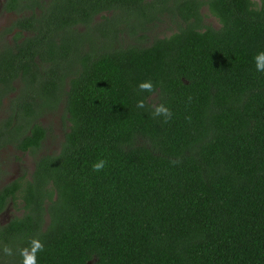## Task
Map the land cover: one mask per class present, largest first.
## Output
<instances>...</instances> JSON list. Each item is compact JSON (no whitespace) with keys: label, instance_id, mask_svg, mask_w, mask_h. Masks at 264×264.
<instances>
[{"label":"trees","instance_id":"16d2710c","mask_svg":"<svg viewBox=\"0 0 264 264\" xmlns=\"http://www.w3.org/2000/svg\"><path fill=\"white\" fill-rule=\"evenodd\" d=\"M203 6L218 28L201 24ZM0 7L17 14L0 33V148L38 150V119L58 105L69 123L56 153L0 189V212L10 200L22 209L0 225V264H22L32 238L44 244L37 264H264V72L253 59L264 0ZM164 14L177 31L118 43ZM158 104L166 123L151 115Z\"/></svg>","mask_w":264,"mask_h":264},{"label":"rangeland","instance_id":"374dc122","mask_svg":"<svg viewBox=\"0 0 264 264\" xmlns=\"http://www.w3.org/2000/svg\"><path fill=\"white\" fill-rule=\"evenodd\" d=\"M2 1L3 0H0V2ZM253 1L255 3L259 2V0ZM103 14L109 16L110 12H105ZM200 14L202 17V25L214 28L220 26L218 19L208 11L206 6L200 9ZM16 17V13L3 11L0 7V33L5 27L9 26ZM101 20L102 17L99 15L94 18L95 23ZM178 22H180V20ZM176 23L177 21L172 19L171 14H164L160 19L149 22L144 31L136 29L135 33H124L123 37L118 40V43L123 45L142 41L141 44H149L156 37L168 36L177 31L178 24ZM122 26L124 25H121V27ZM124 29H126L125 26ZM140 34H144L141 41L137 38V35ZM10 36L11 34L3 35L1 40H9ZM14 94L15 93L10 94L9 98ZM7 104L8 98H5L0 110V119L6 115ZM38 122L46 128V136L38 150L33 152H22L13 146H6L0 151V187L2 184L10 182L12 179L22 174H26L27 177H29L33 170L35 160L38 157L43 154L56 153L59 150L64 138V133L67 132L69 125L66 115H64L62 110V105H58L53 111L43 114L38 119ZM18 207L19 209H17L13 203L8 204L6 209L0 214V223L4 224L14 215H20L22 209L20 205H18Z\"/></svg>","mask_w":264,"mask_h":264},{"label":"clouds","instance_id":"9594fccd","mask_svg":"<svg viewBox=\"0 0 264 264\" xmlns=\"http://www.w3.org/2000/svg\"><path fill=\"white\" fill-rule=\"evenodd\" d=\"M254 63L256 71L264 72V51L257 53L254 57ZM138 89L140 92H154V86L151 81H143L139 83ZM191 99V98H189ZM137 108L143 109L146 107L144 100H139L137 102ZM151 115L155 117H162L164 122H168V120L172 117L171 110L164 104L152 105ZM106 161L100 160L92 165V169L94 172H100L105 167ZM171 164L175 165L178 161L173 160L170 161ZM44 250V244L37 238H32L27 247L20 248L19 255L22 258V264H37V253L42 252ZM2 252L5 256H12L13 249L7 245L2 248Z\"/></svg>","mask_w":264,"mask_h":264},{"label":"flooded vegetation","instance_id":"af4514ba","mask_svg":"<svg viewBox=\"0 0 264 264\" xmlns=\"http://www.w3.org/2000/svg\"><path fill=\"white\" fill-rule=\"evenodd\" d=\"M7 146H11V145L8 144ZM2 149H4V147H1V148H0V151H1ZM16 149H17V148H16ZM18 150H20V149H18ZM21 151H22V150H21ZM22 152H27V151H22ZM15 179H16V178H15ZM12 180H14V179H12ZM12 180H11V181H12ZM11 181H10V182H11ZM10 182H7V183H10ZM7 183H5V184H7ZM5 184H2L1 187H2L3 185H5ZM1 187H0V189H1ZM8 204H12V201L10 200V201H8V202L5 204V207H4V209L0 212V214L6 209V207L8 206ZM9 220H10V219H9ZM9 220H8V221H9ZM8 221H7V222H8ZM7 222H6V223H7ZM4 224H5V223H4ZM0 225H1V223H0ZM2 225H3V224H2Z\"/></svg>","mask_w":264,"mask_h":264}]
</instances>
